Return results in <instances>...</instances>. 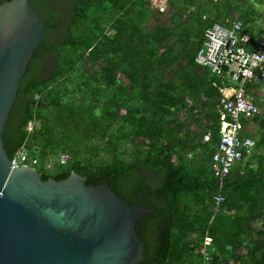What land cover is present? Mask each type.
Here are the masks:
<instances>
[{
	"label": "trees",
	"instance_id": "trees-1",
	"mask_svg": "<svg viewBox=\"0 0 264 264\" xmlns=\"http://www.w3.org/2000/svg\"><path fill=\"white\" fill-rule=\"evenodd\" d=\"M255 3L264 0H167L168 9L149 0H29L43 36L1 133L8 157L23 145L42 180L76 172L87 186L105 183L125 203L151 206L134 227L143 243L138 264H264V102L242 119L254 146L219 186L211 156L227 119L221 79L194 62L204 28L226 17L239 19L254 43L263 31L254 18L264 21ZM75 71L89 111L57 92H68L62 84ZM246 88L256 98L264 81ZM94 141L107 147L106 162L79 158L98 154ZM60 153L71 157L60 164ZM217 194L224 200L214 212Z\"/></svg>",
	"mask_w": 264,
	"mask_h": 264
},
{
	"label": "water",
	"instance_id": "water-1",
	"mask_svg": "<svg viewBox=\"0 0 264 264\" xmlns=\"http://www.w3.org/2000/svg\"><path fill=\"white\" fill-rule=\"evenodd\" d=\"M28 1L0 3V264H138L134 227L151 206L127 204L105 183L87 186L76 172L42 180L36 167L10 164L1 133L43 36Z\"/></svg>",
	"mask_w": 264,
	"mask_h": 264
},
{
	"label": "built area",
	"instance_id": "built-area-1",
	"mask_svg": "<svg viewBox=\"0 0 264 264\" xmlns=\"http://www.w3.org/2000/svg\"><path fill=\"white\" fill-rule=\"evenodd\" d=\"M149 1L163 5L167 0ZM202 18H206L205 13ZM261 28V35L251 43V35L245 31L239 19L226 17L221 21H214L204 28L202 43L194 57L196 65L205 67L211 74L220 77L222 84L219 101L227 119L221 126L219 140L211 156L219 186L233 164L241 159L243 152L255 144L253 137L246 134L245 128L243 130L242 119L261 112L259 102L246 91L247 84L264 81V21ZM31 128L29 124L28 130ZM70 157V154L60 153L57 160L64 164ZM48 161L44 163V169L51 171L53 165ZM10 164L35 167L38 160L22 145L10 158ZM214 200L213 211L217 212L224 199L217 194ZM210 245L211 239L205 234L200 249L205 261L210 260Z\"/></svg>",
	"mask_w": 264,
	"mask_h": 264
},
{
	"label": "rangeland",
	"instance_id": "rangeland-1",
	"mask_svg": "<svg viewBox=\"0 0 264 264\" xmlns=\"http://www.w3.org/2000/svg\"><path fill=\"white\" fill-rule=\"evenodd\" d=\"M251 1H253V0H249V2H251ZM256 5H257L258 10H264V5H262V4H256ZM160 8L168 9L169 6L167 4H163L160 6ZM90 13L92 14L91 10H90ZM254 21H255V24L257 27L262 26V19H259V18L255 19L254 18ZM78 73H79L78 71H75L71 75L70 79L64 81V83L62 84L63 86H67V88H68L67 93L63 94L62 88H58L57 92H58V94L62 95V101H64L65 103L73 104L75 108L82 109V110L85 109V107H86V111H89V110H87V106H90V104H91L90 101L92 98H91L90 93L88 92V89H86L81 84L80 78L78 77ZM119 80L123 83L125 82V79L121 76H119ZM256 92H257L256 98H255L256 102L263 103L264 102V91H256ZM101 94L105 95V94H108V92L106 93V91L102 90ZM102 100H103V98L99 99V103H98L97 107H94V109H93L94 112L99 113V108L101 105L100 102ZM93 143L95 144V146L98 149V154L95 156H90V155H86V154H79V158H82L84 160H88L89 162H91V161H94V162L101 161L102 163L106 162L110 158V154L108 153V150H107V147L105 146V144L102 141H94ZM120 149L123 152H128L131 149V145H130V143H121ZM190 157H191V155H188V158H190ZM54 160H55V156H51L50 161H48V162H50L52 165H54V162H53Z\"/></svg>",
	"mask_w": 264,
	"mask_h": 264
},
{
	"label": "flooded vegetation",
	"instance_id": "flooded-vegetation-1",
	"mask_svg": "<svg viewBox=\"0 0 264 264\" xmlns=\"http://www.w3.org/2000/svg\"><path fill=\"white\" fill-rule=\"evenodd\" d=\"M41 73H43V72L41 71Z\"/></svg>",
	"mask_w": 264,
	"mask_h": 264
}]
</instances>
